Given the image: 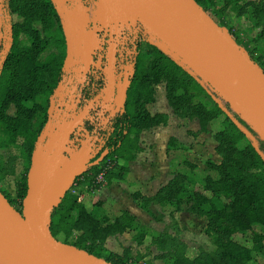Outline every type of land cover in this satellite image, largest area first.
<instances>
[{"label":"trees","instance_id":"obj_1","mask_svg":"<svg viewBox=\"0 0 264 264\" xmlns=\"http://www.w3.org/2000/svg\"><path fill=\"white\" fill-rule=\"evenodd\" d=\"M194 1L216 24L224 26L228 25L225 10L233 5L236 16H245L260 29L256 41L264 40V0H245L242 5L235 0ZM8 9L19 21L12 22L13 41L0 72V149L17 148L25 165L16 182L15 197L1 188L0 192L21 213L32 153L48 118V100L63 78L66 47L59 18L50 0H8ZM227 28L234 42L241 46L238 35L231 27ZM21 36L27 39V45L20 44ZM255 51L247 53L264 71L262 56L256 57ZM137 52L124 112L113 119L116 128L107 142L112 150L101 163L77 177L73 187L52 210L51 235L110 264H152L141 261L145 257L143 254L132 255L130 248H125L121 254L106 248L108 239L127 231H135L133 240L137 246L149 237L157 252L153 259L164 264H250L257 259L259 264H264V236L253 229L264 228V158L260 154H264V143L236 114H224L187 70L156 46L141 44ZM160 84H164L165 98L174 115L197 120L199 132H206L207 125L218 117L224 118L222 128L214 135L215 152L220 161L206 160V175L200 183L194 173L196 166L184 160L188 174L175 173L153 196L137 191L131 194L137 208L157 221H161L162 216H155L151 206L171 208L167 214L171 221L168 230L152 233L128 211L110 220L102 202H96L87 210L77 198L83 186L88 190L103 187L94 184V180L108 164L111 166L104 172V186L123 182L129 171L128 164L136 160L141 151L140 134L167 125L166 114L151 115L147 110L148 105L155 103L156 86ZM197 92L208 102L197 101ZM40 98H43L41 102ZM12 106L15 108L13 116L7 114ZM245 131L257 138L260 153ZM172 142L168 144L171 146ZM0 171H4L3 176L13 174V170L5 168ZM195 183L202 189L193 190ZM179 213L205 220L203 233L214 247L212 252L200 250L192 259L187 256V245L180 237L181 230L175 218ZM247 233L252 235L249 247L235 240L236 236Z\"/></svg>","mask_w":264,"mask_h":264},{"label":"water","instance_id":"obj_2","mask_svg":"<svg viewBox=\"0 0 264 264\" xmlns=\"http://www.w3.org/2000/svg\"><path fill=\"white\" fill-rule=\"evenodd\" d=\"M51 1L66 37L62 73L72 72L75 82L83 84L96 65L94 57L106 45L104 88L77 112L73 102L69 105L66 99L73 101L74 90L68 87L71 79L66 83L63 77L52 92L48 119L32 153L22 212H17L0 192V264H110L56 240L50 233V217L87 168L90 144L83 142L78 148L71 139L75 130L81 129L94 109L99 108L102 114L110 111L108 121L124 108L134 65L121 82L116 81L115 54L124 44L122 33H131L133 39L139 32L150 35L152 45L187 70L207 93L212 92V100L222 111L236 114L263 143L264 71L194 0H92L91 18L84 4L73 7V17L62 11L61 0ZM4 8V0H0V13L6 21L0 19L6 41L1 66L11 47V28ZM100 34L109 40L99 41ZM72 42L80 51L72 50ZM74 65L77 68L72 70ZM245 134L252 138L248 131ZM38 155L39 164L35 161ZM64 161H69V166L55 179Z\"/></svg>","mask_w":264,"mask_h":264},{"label":"rangeland","instance_id":"obj_3","mask_svg":"<svg viewBox=\"0 0 264 264\" xmlns=\"http://www.w3.org/2000/svg\"><path fill=\"white\" fill-rule=\"evenodd\" d=\"M247 2L251 0H246ZM235 2L238 3V5H242L245 3V0H235ZM233 6V5H232ZM230 7L225 10V18L227 20V23L229 27L233 29V31L238 35L240 41H241V47L246 51H252L253 49L256 50L253 54L257 56H262V62H264V40L263 41H256V36L259 34L260 29L255 28L246 18L245 16L238 17L236 16V11L233 7ZM14 22L19 21V19L16 16H13L12 19ZM218 25V24H217ZM220 28H222L226 35H228L229 39L233 40L232 36H230V33L228 32L227 26L224 25H218ZM36 28L40 30V26L36 25ZM21 45H27L28 41L25 37H20ZM231 40V41H232ZM47 54V53H45ZM44 54V55H45ZM164 84H160L159 87L156 88V101L152 105H148L147 108H149L150 111L153 112L155 110V104L158 102H161L164 100ZM196 100L200 101L201 103H206L208 100L206 97L200 93H196ZM43 98H40L38 101L41 102ZM161 110V109H160ZM15 113V108L12 106L8 109L7 114L13 116ZM215 126L218 131L219 129V123L216 122ZM175 127L174 123L171 122L170 127ZM155 134H158V144L163 141L164 138H166V131L162 130L161 128L156 129L153 132H148L143 135V146L145 149H148L153 147L156 143L155 139H151L155 136ZM154 135V136H153ZM249 135V134H248ZM156 136V137H157ZM253 138H249L251 144H253L255 147H258L259 143L257 138L251 135ZM185 140L184 144L186 145L184 147V150H171L169 153V157L167 158L174 159L176 163H182L183 160L189 161L197 167L195 170V177H197V181H201V179L204 178L206 175V167L205 162L207 159H213L215 162H218L216 160L217 157L210 153V148L208 143H206V139L195 138L192 139L191 137L185 136V138H182ZM187 140V141H186ZM20 144V141L18 142ZM160 146V145H159ZM261 155L264 158V154L261 153ZM150 158V156L147 157V154H142L140 156L141 159H144V157ZM211 157V158H210ZM24 160L20 156L19 151L17 148H9V149H0V170L1 168H5V170H13L12 175H2L3 172L0 171V188L6 191L8 194H10L11 197H15V186L16 182L20 179L21 175L23 174L24 170ZM31 166V165H30ZM187 169V168H186ZM186 169H178L179 171H184ZM188 171V170H187ZM3 176V177H2ZM104 187V186H103ZM126 189V188H125ZM130 190L129 188H127ZM202 188L200 186H197V183L193 186V190H201ZM100 190V189H99ZM79 195H83V200L81 201L82 204L86 207L87 210H91L93 205L96 202H102L103 208L106 211V214L108 215L109 219H113L114 217L120 215L123 209L128 208L127 203L131 202L130 197L127 196V191L125 193L118 192L115 198L113 195H111L107 189L100 190L101 192L95 193L91 192V189L88 190L86 186H83L79 190ZM98 191V190H96ZM130 191H133L132 189ZM74 192H78L77 189L74 190ZM207 196H210V194L206 193ZM150 210L155 216H162L161 221H157L151 216H149L145 212H139L136 213V218L138 222L145 226L147 231H150L152 233H157L160 231L168 230L170 219L168 217V212L171 211V208H165L162 209L158 206H151ZM176 221L179 224L180 230H181V239L183 242L187 245V251L186 254L189 258H194L199 254L200 250H204L206 252H212L214 250V247L211 243V241L204 235L203 231L205 228V220L199 219L195 217L192 214L188 213H179L175 216ZM255 232L262 234L264 236V228L260 227H254L253 228ZM135 234V231H127L126 233L122 235H118L113 237V239H109L108 242H106V248L112 252L121 254L125 248H130L132 255L135 254H143L145 257L141 260L142 262H151L152 264H164L161 260H154L153 257L157 254L156 250L151 246L150 239L147 237L143 244L141 246H137L133 240V236ZM251 233H247L244 236H236L235 240L244 244L245 246H251ZM250 264H259V259H257L255 262H252Z\"/></svg>","mask_w":264,"mask_h":264},{"label":"crops","instance_id":"obj_4","mask_svg":"<svg viewBox=\"0 0 264 264\" xmlns=\"http://www.w3.org/2000/svg\"><path fill=\"white\" fill-rule=\"evenodd\" d=\"M157 87H159V85L156 86V88ZM151 105L153 106V104ZM154 107H155V110H153V112L150 111L149 108H147L149 113L151 115L166 114L168 116V123L166 126H158L150 130L143 131L140 134V143H139L141 151L138 153L136 160L128 164L129 171L125 175L124 181L123 182H113L110 186L108 187L104 186L100 189V190L107 189V191L111 195H113L114 198L119 191L122 193H125V191H127L128 197H130L131 194L136 191L142 193L145 196H153L160 187L167 184V182L172 178V176L175 173L188 174L189 171H187L188 169H186L187 167L183 164V162L176 163L174 162L175 161L174 159H170V158L169 160L167 159L170 155L169 153L171 152V150L172 151L173 150L175 151L184 150V147L186 145L184 144L185 140L182 138H185V136L191 137L192 139H194V137L195 138L202 137L203 139H206V143H208L209 148L211 149L210 150L211 155L214 154L218 159L216 160L218 162H215L213 159L212 161L215 163H219L220 161V157L215 152L216 141L214 139V135L222 128V122H223L224 116H220L217 119L211 121L207 125L206 132H199L200 126L197 120L181 119V118H178L176 115H174L171 108L167 104L165 93H164V100L159 103L157 102ZM171 122L174 123V125L176 126L170 127ZM216 122H218L220 126L218 131L215 130L217 126H215L216 124L214 123ZM159 128L166 131V134H167L166 138H164L163 141L160 142V144H158L159 143L157 142L158 134H155V136L153 135L154 137H152L151 139L153 140L155 139L156 143L154 144L153 147L151 148L148 147V149H145L143 146V140H144L143 135L148 132L149 133L153 132ZM170 140H173V142L171 143V146L170 144H168ZM142 154H147V157L151 155V157L146 158L145 156L144 159H141L140 156ZM179 168L180 169L184 168L186 170L179 171L178 170ZM127 188H129L130 190L132 189L133 191H130ZM100 190L95 191V193L101 192ZM130 200H131V197H130ZM126 207L128 208H125L122 211H128L135 217L137 215L136 213L142 212L140 209L137 208V206L132 202V200L131 202L127 203ZM110 239H113V238H110ZM108 241L109 239L107 240V242Z\"/></svg>","mask_w":264,"mask_h":264},{"label":"flooded vegetation","instance_id":"obj_5","mask_svg":"<svg viewBox=\"0 0 264 264\" xmlns=\"http://www.w3.org/2000/svg\"><path fill=\"white\" fill-rule=\"evenodd\" d=\"M81 1L84 5H88L89 3L91 4L92 2V0H81ZM60 26H61V23H60ZM104 37H105L104 35L100 34L98 37V40L99 41L103 40L107 42L109 40L108 37H105V38ZM120 38L124 41V44L118 46L116 54H115V59H116L115 77H117L116 78L117 82H121V78H123L124 74L129 72L132 64L134 65V68H135L136 58L138 56L137 50H138V47L142 43L141 41H138L137 39H133V35L131 33H128L127 31L122 33ZM12 41H13V34H12ZM65 47L67 48L66 39H65ZM105 52H107L106 45L104 47V51L102 53L97 52L96 56L94 57V61L96 65L93 68H91L83 84L75 82L72 73H69V74L62 73L63 74L62 76L66 80V83L68 82L69 79L72 80L69 83L68 87H69V91L74 90L73 91V101H71L69 98H66V99L69 105H71L73 102L75 106L74 107L75 112L79 111L84 105H86V103H88L90 100L96 97L101 92V90L104 88L105 75L102 72V69L104 70V68L107 66V60L105 59V56H104ZM98 62L100 63V65H98ZM1 70L2 68L0 69V72ZM116 96H117V90L115 92L114 98H116ZM48 109H49V102H48V107L46 111L47 117H48ZM109 112L102 114L100 113L99 108L90 111L88 115L90 119L85 120L81 129L80 130L76 129L74 134L71 137L72 141H74V144L78 148L82 146L83 142H86L87 144H91L94 141V143L97 144V143H100L99 141L101 140L105 141L104 147H107L108 139L112 136L116 128L114 126L113 119L117 116L122 115L124 112V108L118 113H116L114 117L110 118L108 121H105L107 116L109 115Z\"/></svg>","mask_w":264,"mask_h":264},{"label":"built area","instance_id":"obj_6","mask_svg":"<svg viewBox=\"0 0 264 264\" xmlns=\"http://www.w3.org/2000/svg\"><path fill=\"white\" fill-rule=\"evenodd\" d=\"M51 1V0H50ZM80 1V2H79ZM52 2V1H51ZM4 4H5V15L7 16V22L11 28V45H12V19H13V16L10 14L9 12V9H8V0H4ZM53 6L55 5L53 2H52ZM61 4H62V11L63 12H67V13H70L73 17L75 15V11L73 10V7L76 5V4H83L81 0H61ZM88 7L89 9V13H90V18L92 17L91 14L94 13V6H93V3L91 2V4L89 3L88 5H85ZM55 8V6H54ZM56 11V10H55ZM57 13V11H56ZM58 18H59V21L61 23V28L63 30V26H62V22H61V18L59 16V14H57ZM0 19L2 22H6L4 20V14L1 12L0 13ZM64 33V31H63ZM5 34H4V27L1 25L0 26V62L2 61V53L4 52V44L6 41H4L2 39V37H4ZM65 36V34H64ZM66 39V37H65ZM138 41H141L142 43L141 44H149V45H152L151 44V41H152V38L150 35H148L147 33L145 32H139L137 33V36L136 38ZM78 42V40H77ZM79 43V42H78ZM154 46V45H153ZM11 48V47H10ZM9 48V50H10ZM78 52L80 51V48H78L77 46L73 45V42H72V50H75ZM8 50V52H9ZM7 52V54H8ZM6 54V56H7ZM138 54V52H137ZM5 56V58H6ZM75 60V59H74ZM5 61V59H4ZM4 61L1 63L2 66H3V63ZM2 66L0 65V69L2 68ZM77 66L74 65L72 66V70L76 69ZM72 73V72H71ZM68 91H66L67 93ZM206 92V91H205ZM65 93V94H66ZM206 94L211 98V95H213V93L211 92V94L207 93ZM212 99V98H211ZM100 143H97L95 144L94 141L88 146L89 147V160H88V163H87V168H90L92 166H96L98 165L99 163H101L103 161V159L109 154V152L112 150V148H109L108 146L107 147H104V144H105V141H99ZM111 166L110 164L107 165L106 168H104L103 172H101L100 174H98V176L95 178L94 180V184H97V185H102L104 186V172L106 169H109V167ZM96 190H94V187H91V192H95ZM78 202H81L83 200V195L82 194H78V198H77Z\"/></svg>","mask_w":264,"mask_h":264},{"label":"bare ground","instance_id":"obj_7","mask_svg":"<svg viewBox=\"0 0 264 264\" xmlns=\"http://www.w3.org/2000/svg\"><path fill=\"white\" fill-rule=\"evenodd\" d=\"M40 160L41 157L38 155L35 161L37 164H39ZM68 166H69V161H64L61 165L60 171L56 174L55 179L59 178V176L68 168Z\"/></svg>","mask_w":264,"mask_h":264}]
</instances>
